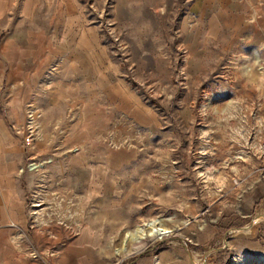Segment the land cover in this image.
Masks as SVG:
<instances>
[{
	"label": "rangeland",
	"instance_id": "374dc122",
	"mask_svg": "<svg viewBox=\"0 0 264 264\" xmlns=\"http://www.w3.org/2000/svg\"><path fill=\"white\" fill-rule=\"evenodd\" d=\"M23 1L0 0L1 46ZM25 2L40 49L94 31L129 102L86 111L99 117L32 158L46 164L18 168L24 210L6 215L5 264H264V218L238 230L264 212V0ZM10 88L0 80L1 117ZM154 220L167 236L124 242Z\"/></svg>",
	"mask_w": 264,
	"mask_h": 264
},
{
	"label": "crops",
	"instance_id": "0c3cea01",
	"mask_svg": "<svg viewBox=\"0 0 264 264\" xmlns=\"http://www.w3.org/2000/svg\"><path fill=\"white\" fill-rule=\"evenodd\" d=\"M236 1L197 0L195 4L202 8L230 7ZM28 4L23 1V17L13 24L9 39L13 44L0 45V80L10 85L9 92L15 95L5 100V113L3 117L0 114V264L7 262L4 256L6 215H19L24 210L21 182L22 173L27 171L18 174V168L26 160L53 149L57 143L52 135L59 131L76 132L85 125V118L99 117L86 111L109 112L112 117L117 109V96L129 102L124 93H119L117 77L112 80L103 71V50L94 31L91 39H87L85 30L77 29L69 36L68 47L55 45V42L61 44L59 38L52 40L53 45L40 49L35 45L32 28L34 9ZM68 116L71 120L81 119V123H62L60 119ZM3 118L17 128L15 136L3 127ZM55 125L58 127L54 128ZM26 135L31 136L29 143L24 142ZM70 139H63L58 146L68 145Z\"/></svg>",
	"mask_w": 264,
	"mask_h": 264
},
{
	"label": "bare ground",
	"instance_id": "6f19581e",
	"mask_svg": "<svg viewBox=\"0 0 264 264\" xmlns=\"http://www.w3.org/2000/svg\"><path fill=\"white\" fill-rule=\"evenodd\" d=\"M259 220L264 218V212L258 214ZM170 230L163 226L159 220H154L144 224V226H137L134 231L127 232L124 236V242H131L138 245L147 238L162 239L169 234ZM139 250V248H136Z\"/></svg>",
	"mask_w": 264,
	"mask_h": 264
},
{
	"label": "built area",
	"instance_id": "2783aa9c",
	"mask_svg": "<svg viewBox=\"0 0 264 264\" xmlns=\"http://www.w3.org/2000/svg\"><path fill=\"white\" fill-rule=\"evenodd\" d=\"M31 141V136L30 135H26L24 137V142L25 143H29ZM48 162V160H42V161H34V159H32L31 161H28L25 164V167H20V172L23 171H36L39 168H41L44 164H46Z\"/></svg>",
	"mask_w": 264,
	"mask_h": 264
},
{
	"label": "water",
	"instance_id": "95a60500",
	"mask_svg": "<svg viewBox=\"0 0 264 264\" xmlns=\"http://www.w3.org/2000/svg\"><path fill=\"white\" fill-rule=\"evenodd\" d=\"M258 221H259V217H258V215H256V216L251 220V222L249 223V225H247V226H245V227H240L238 230H240V231H247V230L250 229L253 225H255ZM191 261H192V263H194L193 260H191ZM194 264H195V263H194Z\"/></svg>",
	"mask_w": 264,
	"mask_h": 264
}]
</instances>
